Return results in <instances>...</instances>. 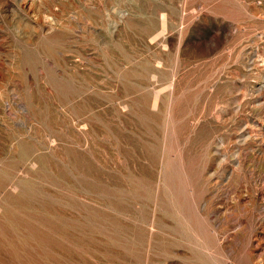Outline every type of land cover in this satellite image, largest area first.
<instances>
[{
  "label": "rangeland",
  "instance_id": "374dc122",
  "mask_svg": "<svg viewBox=\"0 0 264 264\" xmlns=\"http://www.w3.org/2000/svg\"><path fill=\"white\" fill-rule=\"evenodd\" d=\"M0 264H264V0H0Z\"/></svg>",
  "mask_w": 264,
  "mask_h": 264
}]
</instances>
